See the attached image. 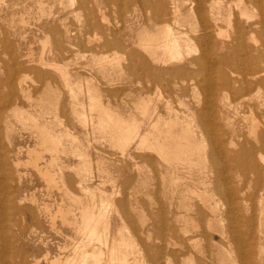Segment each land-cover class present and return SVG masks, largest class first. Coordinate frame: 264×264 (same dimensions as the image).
<instances>
[{"label":"rangeland","instance_id":"obj_1","mask_svg":"<svg viewBox=\"0 0 264 264\" xmlns=\"http://www.w3.org/2000/svg\"><path fill=\"white\" fill-rule=\"evenodd\" d=\"M37 1L0 0V157L5 158L0 168V264H50L51 259L59 256L64 261V258L70 261L78 256L82 257L84 249L91 250L97 246L107 252L103 239L100 240L101 245L94 240L93 244H86L89 243L86 237L88 232L82 230L84 226L79 208L85 202L92 205L90 211H93V217L98 220L96 225L99 224V229L103 230L102 235L106 233L111 239L118 237L129 243L127 247L123 246V251L126 250L129 254L126 255L130 263L137 257L135 264H260L257 260L261 252L264 256V218L260 226L258 217L260 213L264 215V199L263 205H260V193H264V170L260 182L256 181L255 173L247 172V185L242 192L239 191L241 186L238 181L243 178L237 175H234V186L224 184V193L214 192L213 197L218 204V219L211 229L207 226L209 211L202 206L197 194L193 193L202 189L200 181L203 178L210 181L214 176L209 134H213L215 130L202 129L199 112L205 109V123L213 124L216 121L220 130L227 131L228 121L221 119L220 108L223 102L229 99L230 93L226 89L212 90L208 83L212 80H209L206 74L203 78L201 74L192 77H178L176 74L177 77L174 74L170 77L151 75L150 81L148 75H141L143 77L138 79L137 75L121 73L120 66H125L128 62H139L132 61L127 54L130 49L136 47L138 30L142 26L152 30L157 28L151 24L142 25V17L133 4L120 9L118 4L108 2L105 8L102 7L105 18L101 20V27L83 32L84 36L81 34L72 40L74 45L65 43L61 50H57L55 43L58 38H64L65 28L77 26L79 19L87 15L88 9H77V0L75 5L71 4V0H43V8L38 6ZM91 4L90 2V17L97 19L104 14L100 13L98 17L96 14L99 13L93 11ZM49 12L52 14L49 15ZM261 13L260 8L248 11L249 15L254 14L255 20L261 17ZM136 18L140 22L136 21ZM54 27L59 28L58 32H54ZM118 27L120 30L117 31L115 39L125 40L127 46H111L109 49L96 47L103 42L110 30L115 31ZM256 37L260 42V36L257 34ZM190 44L193 51L188 57L196 55L195 44ZM99 60H102L103 65ZM46 61L49 65L54 64L57 68L59 64L60 67H51ZM35 67L39 69L36 68L38 72ZM61 67H64L65 71L63 68L61 70ZM172 67L175 65H167L166 68ZM196 67L191 65V69ZM198 84L197 90L193 91L192 87ZM203 84L205 87L200 86ZM262 96L264 97V89ZM6 97H9V103ZM92 97L99 101V109H109L108 111L120 117L123 123L127 122L126 124L132 127L135 125L134 128L140 123L137 137L129 139L130 143L127 140L125 144H118L113 138H109V132L103 133L97 124L103 110L91 109ZM210 99H214V104L206 107ZM166 105H171L182 115L193 116L195 120L192 123L198 136L200 130H203V145L207 153L206 158L202 159V169L196 167L190 172L181 169L173 171L155 150L139 145L140 140L137 139L151 128L153 119L157 118L154 112L166 115ZM146 107L150 111L145 110ZM225 109L227 111L228 107ZM82 111L84 113L80 115ZM87 112L91 113L92 119ZM34 116L39 117L35 118L40 124H46L48 127L49 123L48 128L57 135L60 134V138L67 143L68 151L62 154L63 150L59 149L54 155L57 164L52 167L49 163L53 154L44 148L41 149V134L36 132L32 125ZM82 116H87L84 123ZM213 116L215 119H212ZM24 117H29L31 121ZM234 121L241 123L242 117ZM247 123L246 120L245 124ZM65 132L71 136L66 137ZM104 135L106 136L103 137ZM71 148L75 150L72 151ZM36 149L43 154L37 160L38 167H49L52 173L57 172V177L53 173L56 183H49L30 161L32 150ZM82 155H86L85 158ZM262 164L264 167L263 161ZM55 165H58L57 169L53 168ZM59 167L62 169L59 170ZM60 173H63V178ZM212 187L211 184L208 189ZM233 193L242 194L244 199L236 203L231 202ZM60 208L67 210L68 220L61 215ZM199 208L205 211L203 217L197 213ZM75 215L78 216L77 219ZM248 217L252 219L246 222ZM233 237L237 238V243L232 240ZM79 243L88 245L89 248L82 247ZM249 247L253 253L248 260L245 258V252Z\"/></svg>","mask_w":264,"mask_h":264},{"label":"bare ground","instance_id":"obj_2","mask_svg":"<svg viewBox=\"0 0 264 264\" xmlns=\"http://www.w3.org/2000/svg\"><path fill=\"white\" fill-rule=\"evenodd\" d=\"M37 2H38V6H40V7L44 6L43 0H38ZM74 2H75V0H71L72 5H75ZM76 2H77V5H76L77 9H80V8L81 9H88L87 15L83 19H79L81 17H78L79 22H78L77 26L65 28V30L63 32L64 38H58V40L55 43L56 44L55 48L57 50H61L65 43H67L71 46L73 44L72 40L81 36V34L83 32L85 33V31H87V30H91L94 28L101 27V22L105 18V16H103V15H105V13L102 11V9L105 8L104 6H107V4H109L108 2L118 4L120 9L124 8L125 6H128L130 4H133L134 9L138 10V12L140 13V15L142 17V20H143L142 25L151 24V25H155L157 28H156V30H152V29H149L147 26H142V28H140L138 30L137 36H136L137 39L135 38L136 42H135V40L133 41V42H135L136 47L133 49H130L129 52H127V54H128L129 59H132V61L137 60L139 62H136V63L134 62L135 64L133 62H131V63L128 62L127 65L120 66L119 70L121 73L127 72L130 75L131 74L137 75L138 79L143 77V76H146V75H148V77L151 75H153V76L167 75L170 77V76H173V74L178 75V77L179 76L192 77V76H197L198 74H201L202 78H203L204 75L206 74L208 79L212 80L209 82L207 81L208 83H210V86H211V87L210 86H208V87H210L212 90H215V91L226 89L230 93L229 99L224 101L222 107L220 108L221 109L220 110L221 111V113H220L221 119L228 121V123H227L228 124V130L227 131L226 130H224V131L220 130V128L218 127V124H216V121L214 123L212 122L213 124H211V122L205 123V117H206L205 109L204 110L201 109L199 112V120L202 123V125H201L202 129H206L207 131L212 130V129L215 130V132L213 134H209V136L211 137V139H210L211 140L210 159H211V164H212L214 176L211 177L210 181H207V179L203 178L200 181L202 189L199 191L193 190L194 191L193 193L197 194L198 198L201 201V204H203L202 206H204L205 208L208 209L210 217L208 219L207 226L211 229V227L213 226V223L218 219V213H217V211H218L217 205L218 204L216 203V201L213 197L214 192L220 191L222 193L223 192L222 190H224V187H223L224 184H227V185L229 184L231 187L234 186L235 185L234 184V181H235L234 175H237L238 177L243 178V179L238 181V184L241 186V187H239V191L242 192L243 189L245 188V186L247 185V179H246L247 172L255 173L257 176L256 181L260 182L261 178H262L263 170H264V167L262 164V161L264 162V97L262 96V91L264 89V62H263L264 61V0H79V1L77 0ZM90 2L92 3L91 5H93V6H91L93 11L96 10V13L97 12L99 13V14H96L97 16L98 15L100 16V13H104V14H101L100 17L98 16L99 18H97L95 16L97 19L93 18V16L90 17L89 16L90 15V13H89L90 12V10H89L90 9ZM72 5H71V7H72ZM255 8H260L262 10V13L260 14L261 17L257 20H255L254 14H252V15L248 14V11H250V10L255 11ZM38 10H39V8H38ZM74 10H76V9L74 8ZM41 11L45 12V10H41ZM93 11H91V12H93ZM50 12L48 13L49 15L52 14V13L50 14ZM27 13H29V12H27ZM191 15H192V18H190ZM196 16H197V18H196ZM107 19L108 18H106V20ZM135 20L140 22L139 19H137V18ZM27 22H29V21H27ZM226 26H228V27H226ZM44 29H46V28H44ZM58 29L59 28H55L54 32H58ZM119 30H120L119 27L115 31L110 30L109 34L103 40V42L96 45V47L109 49V47H111V46H113V47L119 46L120 48L123 45L127 46V44L125 43L126 42L125 40L119 41V40L115 39L117 31H119ZM120 33H122V32H120ZM257 34L261 38L260 42H259V39L256 37ZM85 36H86V34H85ZM93 36H92V38H93ZM5 37H4V39H5ZM90 37H89V39H90ZM0 41H2V40H0ZM89 41H91V40H89ZM7 42H8V40H7ZM190 42L191 43L193 42L195 44L196 49L194 47V50L196 52V55L188 57V54H191L190 52L193 51V50L191 51L192 46H191ZM59 52H61V51H59ZM195 52H194V54H195ZM10 53H9V55H10ZM15 53H17V52H15ZM124 54H126V53H124ZM118 56H121V55H118ZM111 58H108V59H111ZM0 61H1V58H0ZM42 61H44V60H42ZM101 61H100V63L102 64ZM46 62H48V61H46ZM110 62H112V61L110 60ZM47 65H49V62ZM53 65L54 64L51 65V63H50L49 66L52 67ZM167 65H175V67L166 68ZM191 65H196L197 67L191 69ZM15 66H16V64H15ZM15 66H13V67H15ZM49 66H47V67H49ZM58 66L60 67L59 64L57 65V68H56V65H54L53 67L58 69ZM36 68L37 67H35V70H36ZM62 68L64 70V67H61V70H62ZM6 69H8V68H6ZM38 70H36V71L38 72ZM5 74H8V73H5ZM62 74L64 75L65 73L62 72ZM108 74H110V73H108ZM141 75H143V76H141ZM176 75H175V77H177ZM26 77H27V74H26ZM66 77H65V79H66ZM137 77H135V79H137ZM153 78H152V81L154 80ZM65 79H64V81L68 80L69 77L66 80ZM149 79H150V77H149ZM157 79H158V77H157ZM10 80H9V82H10ZM150 81H151V79H150ZM201 82L203 83V81H201ZM66 83H67V81L65 82V84ZM70 83H71V81H70ZM11 84H9V85L11 86ZM72 85H73V83H72ZM197 86H199V84L192 87L193 91H195V89L197 90V88H198ZM200 86H204V84L200 85ZM12 89H14V88H12ZM16 89H17V87H16ZM72 90H75V88ZM2 93H4V92H2ZM13 93H14V91H13ZM8 95H10V94H8ZM212 97H214V96H212ZM2 98H3V96L1 97V100H2ZM7 98L9 99V97H6L5 99H7ZM8 99L6 100L7 103L10 102V101H8ZM207 101H209V100H207ZM147 103H149V102H147ZM207 104L205 105L206 107L210 106V105L213 106L214 99H210L209 104L208 105ZM10 105H12V104H10ZM101 105H103V104H101ZM101 105H100V107L102 108ZM143 105H145V103H143ZM151 105H150V107H151ZM90 106H91V109L103 110V111H101V116L99 115V119H98L97 124L99 126V129L101 131L103 130L102 131L103 133H104V131L109 132V134L108 133H106V134L110 135L109 138H113L115 140L114 142L117 141V143L120 142L122 144L123 143L125 144V142L128 140V142L130 143L129 139L133 138L134 136L137 137V135L139 134L138 126L140 125V123H139V125H137L138 123H136L138 121V119L136 122L132 120V122H135L137 125V127L134 128L135 125L132 127L131 125L126 124L127 122L123 123L122 119H120V117L118 118V116H115V114H112L111 112H109L108 111L109 109L108 110L107 109L106 110L99 109V101L94 97L91 98ZM8 107H10V106H8ZM225 107H228L227 111H226ZM142 108H143V106H142ZM110 109H111V107H110ZM153 109H156V108L153 107ZM74 110H75V108H74ZM98 110H96V111H98ZM145 110H148V108ZM84 111H85V109H84ZM84 111H82V113H80V115H82L84 113ZM148 111H150V110H148ZM148 111H147V114L149 113ZM166 111H167L166 115L157 114L154 112V114H156L157 118L153 119V121H152L153 124L151 123V128L148 129V131L145 134H143V135L140 134L141 135L140 138L137 139V140H140L139 145H142V146L144 145L143 147L146 149L150 148L151 150H155L161 156V158L166 161L168 167L170 169H172L173 171L181 169L182 171L190 172V170H192L193 168H196V167H199V168L201 167V169H202V159L206 158V153H207L206 148L203 145V142L205 139L203 130H200L201 133L198 136L197 135L198 132L194 128L195 125L192 123V121L195 120V118L193 116L182 115L176 109L172 108L171 105H166ZM76 112H77V110H76ZM103 112H104V115H102ZM115 112L118 113L117 111H115ZM115 112H113V113H115ZM142 112L144 113L143 110H142ZM91 113H93V112L91 111ZM152 113H153V111H152ZM85 114H86V111H85ZM154 114H152V115H154ZM96 115H98V113ZM30 117H32V116H30ZM35 117L36 116H34V118ZM39 117H40V115H39ZM39 117L37 116L36 118H39ZM90 117H91V115H90ZM239 117H242V122L241 123L235 122L234 120L239 118ZM24 118L26 120L29 119V117H28V119L26 117H24ZM36 118L35 119L32 118L34 121V123L32 122L33 123L32 125L36 128V132H39L41 134V140L39 142L40 145L42 146L41 149L42 150H44V149L48 150L53 154L52 155L49 152L52 155V156L50 155L52 157V161L50 162L48 160L50 162L49 163L50 167H52L53 164H55V163L57 164V162H56L57 158L54 156V155H56L55 153H58L59 149H62L63 151H61V153L63 154V152L67 150V143L64 142L65 140L63 141V139L60 138L61 137L60 134L57 135L56 133H54V131H52L48 128L49 123H48V127H47V126H45L46 122L44 123L45 125L40 124ZM81 118L83 120V123H84V121L87 120V116H85V117L82 116ZM43 119L45 120V118H43ZM91 119H92V117H91ZM212 119H215V116H213ZM48 120L49 119L47 118V122H48ZM129 120H130V118H129ZM135 120H136V118H135ZM246 120L248 121L247 124H245ZM91 121L93 122V120H91ZM141 125H143L142 121H141ZM100 130L98 131L99 133H100ZM102 132H101V134H102ZM64 135L66 137L71 136L70 133H66V132ZM105 136L106 135H104L103 137H105ZM38 140L39 139H37V144L39 146ZM119 146H121V145H119ZM127 146H128V144H127ZM123 147L124 146H122V148ZM73 149H72V151H73ZM123 149H125V148H123ZM32 151L31 152H32L33 156L31 159H30V157L28 159H30V161H32V163L35 165V167L37 169H39L40 173H42L45 176L46 180L49 183H52V184L56 183L57 181L55 182V178H54L53 173L56 174L57 172L52 173V171L49 167H45V169L39 168L37 165V160L41 158L42 153H41V151H39L37 149L32 150ZM122 151H124V150H121V152ZM28 153H29V151H28ZM78 155L81 156L80 154H78ZM42 156H43V154H42ZM82 156H84V155H82ZM85 156H84V158H85ZM42 158H44V157H42ZM3 159H5V158H3ZM3 159L0 157V168L2 167L1 165H2ZM59 159H60V157H59ZM86 161H87V158H86ZM6 162L3 163V166H4V164H6ZM46 165H47V163H46ZM49 165H47V166H49ZM81 165H83V164L81 163ZM84 165H86V164H84ZM56 167L58 168V165H55V167H53V168H56ZM82 167L83 166H81V168ZM6 169H4V170H6ZM15 169H16V167H15ZM60 169H62V167H59V170ZM201 169H199V170L202 173ZM0 171H1V169H0ZM15 172H16V170H15ZM80 173H81V171H80ZM60 175H61V173H60ZM55 176L57 177V174ZM61 176H62L61 178H63V173ZM177 177H178V179L180 178L179 175ZM19 178H20V176H19ZM87 179H88V177H87ZM3 181H5V180H3ZM62 183H61V185H62ZM211 184L213 185L212 189H208L209 185H211ZM53 187H54V185H53ZM59 187H61V186H59ZM59 189H62V188H59ZM86 194H87V192H86ZM65 196L66 195H64V197ZM110 197H111V195H110ZM243 199H244V197L242 194L239 193L237 195V194L233 193L231 202L236 203V202H238V200H243ZM263 199H264V193H260V205H263ZM80 200H81V198H80ZM82 200H84V199H82ZM85 203H84V205L82 203V205L79 206V208L81 210V217H82L81 221L83 222V225H82V223L80 225L84 226L82 230L88 232L86 237H87V240L89 243H86V244H91V243L93 244L92 240L100 242V240L103 239L102 240V241H104L103 246L107 250V252H105V250H103L102 248H98V246H97L98 243H97V245H96L97 247L92 248L91 250L84 249L83 250L84 255L82 256L79 254L82 257H79V256L76 258L72 257L73 260L70 258L71 259L70 261H66L67 258H64L65 259V261H64L59 256V257L51 259L50 264H131L132 262H133L132 264H135L134 261L136 259L138 260V258L136 257V259H133L134 261H131V263H130V261L128 262L129 257L127 256L129 254L127 252H125L126 250L123 251V246L127 247L129 243H126L124 240L119 239L118 237L117 238L114 237L113 239H111V238H109V235H107L105 232H104L105 234L102 235L103 230L99 229V227H100L99 224L96 225L98 220L96 221V219L93 217V214H92L93 211L92 212L90 211V208L92 207V205L89 203H86V204ZM107 204L108 203H106V205ZM74 205H75V203H74ZM69 206H70V204H69ZM66 207H68V206L66 205ZM106 208H107V206H106ZM100 209L103 210V208H100ZM262 210H263V208H262ZM69 211H71V210H69ZM116 211L117 210L115 209V212ZM59 212L61 213V215L64 218L67 217V220H68L69 215L66 216V214H67L66 209L64 210V209L60 208ZM78 212H80V211H78ZM73 213H71V214L73 215ZM197 213H199L198 215L200 217H203L205 215V211L203 210V208H202V210L199 208ZM76 216L77 215H75V217ZM77 217H76V219H77ZM100 217L101 216H99V218ZM263 218H264V215L260 213V216L258 217V220H259L258 223L260 226H261V222H262ZM250 219H252V217H248L245 220H246V222H248V220H250ZM104 227H103V229H105ZM79 229H81V227ZM84 231H81V232H84ZM239 236H240V234H239ZM80 237H81V235H80ZM95 239H98V240H95ZM232 240L236 243L238 242L236 237H233ZM7 241H5V242L7 243ZM84 241H83V243H84ZM257 243H258V241H257ZM79 245H81L82 247L88 246V245H85V244L83 245L80 243H79ZM99 245H101V242ZM242 245H243V243H242ZM76 246H77V248L79 247L78 245H76ZM88 248H89V246H88ZM124 249H126V248H124ZM5 250H8V249H5ZM80 250H82V249L80 248ZM252 253L253 252L251 251V249L249 247L247 249V251L245 252V258L249 260L251 258ZM262 255L263 254L261 252L260 256L258 257V260H257L258 263H260V264H264V256H262ZM209 258L212 259L211 256H209ZM139 261H140V259H139ZM142 261H143V259H142ZM136 264H137V262H136ZM138 264H140V263L138 262Z\"/></svg>","mask_w":264,"mask_h":264}]
</instances>
